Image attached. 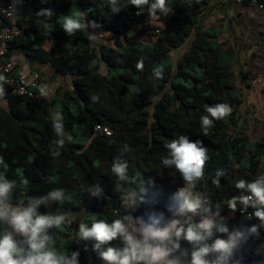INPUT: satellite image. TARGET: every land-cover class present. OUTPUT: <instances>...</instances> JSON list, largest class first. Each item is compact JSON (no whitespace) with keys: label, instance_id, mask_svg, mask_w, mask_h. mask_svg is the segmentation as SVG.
<instances>
[{"label":"trees","instance_id":"16d2710c","mask_svg":"<svg viewBox=\"0 0 264 264\" xmlns=\"http://www.w3.org/2000/svg\"><path fill=\"white\" fill-rule=\"evenodd\" d=\"M11 1L15 0L0 3ZM217 1L166 0L171 11L165 16L156 10L163 30L148 44L134 41L131 32L148 18L149 7L155 0H149L141 9L129 0H118L115 7L119 11H113L109 0H26V7L19 12L20 32L7 43L3 61H11L18 52L29 70L49 66L54 75L69 76L71 83L69 89L56 90L46 101L9 95L7 85L0 81V100L5 102V108L0 105V156L8 165L6 172L0 165V174L15 181L0 200L25 208L30 201L44 198L36 205L38 213L83 212L82 223L89 228L98 220L111 224L126 217L130 234L134 230L130 221L142 228V222L151 223L150 217H154L161 226L173 212L163 206L154 208L147 195L156 196L165 181L180 175L174 167L163 165L162 159L168 153L164 145L186 135L191 140H202L208 148L205 176L190 187V192L200 194L202 199L197 211L203 216L215 214L218 219L213 223L223 224L229 232L237 224L232 215L245 208L237 203L232 211L227 206L232 196L241 194L235 188L231 166L247 171L245 180H254L264 159V134L255 144L238 138L239 107L244 97L233 81L232 59L218 42L220 30L204 26L212 4ZM138 11L142 14L137 15ZM69 16L81 23L94 21L96 26L68 35L62 25ZM98 30L115 35L111 46L93 41L91 33ZM121 32L124 35L120 41ZM189 40L188 51L173 69L170 52ZM47 41L53 43L49 50L44 49ZM141 58L144 69L138 71L136 64ZM102 63L107 66L105 74L101 73ZM14 65L17 71L20 66ZM156 67L163 69V79L154 76ZM93 96L98 100L93 101ZM218 103L228 104L231 114L215 120L204 135L200 117L207 115L205 105ZM56 112L64 117L65 133L73 137L71 142L65 140L63 148L55 143L61 138L52 126ZM96 125L108 127L110 136L94 133ZM54 152H59V156L54 157ZM117 158L128 163L124 180L111 171ZM221 168L226 175L216 186L213 178ZM55 189L65 191L63 203L49 196ZM45 203L50 204L49 209ZM245 209L250 219L240 228L244 236L227 264H260V257L264 256V226L253 215L254 208ZM173 210L176 211L175 206ZM192 214H180L177 227L199 224ZM66 221L67 218L59 228L46 230V248L57 257L71 258L73 252H78L77 264H109L101 253L109 247L122 250L126 246L123 237L104 243L94 238L81 239L79 225L72 231ZM253 225L257 226L256 233L249 232ZM6 231L10 232V227L0 221V236ZM227 234L214 228L212 235L201 243L211 245L218 235ZM24 239L17 243L24 250L21 255L26 257L28 246ZM256 240L261 242L258 247ZM160 244L167 251V264H191L195 247L188 241L173 237ZM214 256L210 252L205 259L209 261Z\"/></svg>","mask_w":264,"mask_h":264},{"label":"clouds","instance_id":"9594fccd","mask_svg":"<svg viewBox=\"0 0 264 264\" xmlns=\"http://www.w3.org/2000/svg\"><path fill=\"white\" fill-rule=\"evenodd\" d=\"M113 5V11H119L115 7L118 0H109ZM132 5L141 9V6L149 4V0H129ZM159 9L165 16L171 11L166 6V0H155L149 7V16L151 18L159 19L156 15V10ZM50 14V11H49ZM142 14L141 11L137 15ZM89 26L95 27L94 21L81 23L79 19L73 17H65L63 22V29L66 34L72 35L81 29H87ZM136 69L143 71L144 58L137 61ZM153 74L157 79H163L164 72L161 67H156ZM5 77L0 75V81H4ZM3 91L0 85V92ZM93 101L98 100V97L93 96ZM205 112L207 115L200 117L203 134L207 135L209 128L214 124L215 120H221L231 114V107L226 103H218L215 105H205ZM64 117L61 113L56 112L52 116V126L58 139L55 143L63 148L65 140L71 142L72 135L66 134L63 124ZM99 127V126H97ZM168 150L167 155L162 159V163L168 167H174L181 175L183 180L188 185L195 187L197 181L205 176V165L209 159L208 148L204 146L202 140H191L186 135H180L164 145ZM53 156H59V152H54ZM0 165H3L5 172L8 165L0 156ZM119 179L127 178L128 163L115 159L111 167ZM226 175V170L221 168L216 170L213 184L219 186L220 178ZM24 183H27L25 180ZM15 181H9L3 178L0 174V197L6 196L9 190L14 187ZM235 188L241 192L240 195L232 196L227 206L232 210H236L237 203L243 205L245 208L252 207L255 209L253 215L264 226V174L259 175L256 179L248 181L239 179L235 183ZM99 190V189H98ZM52 199H58L61 203L65 200V191L63 189H55L49 193ZM44 198L40 200H33L25 208H14L8 205L4 200H0V221H4L12 229L11 232H5L0 236V264H77L78 252H73L71 258L57 257L54 252L48 251L47 241L49 237L46 235V230L55 226L59 228L66 220L63 214L49 215L40 214L37 212L36 205L41 203ZM71 199V197H67ZM171 200L176 208V211L184 215L188 212L195 213L201 207L202 199L197 196L193 198V194L185 188L178 189L172 194ZM116 219L111 224L104 220H98L89 228L87 225L81 223L79 225V236L81 239L94 238L100 243L110 242L117 237H123L125 247L122 250H116L109 247L105 252L101 253L104 260L109 264H160L163 258L167 255V251L159 246H154L152 242L171 241L173 237L176 240L184 239L191 243L195 250L192 252L191 264H210L205 257L210 252L219 253L217 259L212 264H227L232 250L237 246L244 233L236 230L231 233L223 224L216 225L212 220L205 219L199 224H189L187 228L184 226L177 227L178 221H172L170 225L160 228L157 227L159 220L150 217L151 223L143 224L140 229L142 239H135L129 232L125 220ZM221 233H228L227 239L217 238L211 245L202 244L213 233V229ZM13 232L22 235L24 243L28 246L27 255L22 256L24 251L18 246L17 241L13 238ZM249 232L256 233L257 226L253 225ZM200 245V246H198ZM99 245H96L98 247ZM178 247V245H176ZM198 246V247H196Z\"/></svg>","mask_w":264,"mask_h":264},{"label":"rangeland","instance_id":"374dc122","mask_svg":"<svg viewBox=\"0 0 264 264\" xmlns=\"http://www.w3.org/2000/svg\"><path fill=\"white\" fill-rule=\"evenodd\" d=\"M254 1L264 5V0ZM212 7L213 10L210 12V16L205 20L204 26L206 28L220 30L221 35L218 42L221 48L229 54L232 59L231 72L233 81L235 86L241 90L244 97V102L239 107L241 119L238 138L255 144L261 141L264 134V17L259 15L256 11L252 0H218L216 4H212ZM152 27H159V24L153 23ZM160 30L162 31L163 28L160 27ZM123 35L124 32H121L118 40L121 41ZM131 36L134 41H142L148 44L152 43L156 38V36H153L142 27H138L135 31L131 32ZM91 37L96 43L111 46L110 42L106 44L105 38L99 40L93 33H91ZM190 40L181 47L170 52L173 69L176 68L177 62L182 58L183 54L188 51ZM52 47L53 43L50 41H47L44 45V49L46 50ZM12 57L14 63L25 68L23 57L18 52H15ZM38 69L42 72L47 87L53 91L70 88L71 78L69 76H56L49 66H43ZM106 70V64L102 63L101 73L105 74ZM0 105L5 108L4 100H0ZM231 170L235 182L239 179H245L247 176V171L241 170L237 165H232ZM261 174H264V159L261 160L259 170L254 179ZM190 187L191 185L186 184L181 175H176L160 186L156 196L148 194L147 197L154 205V208L163 206L168 212H175L173 210V201L171 200L173 190L185 188L187 191H190ZM45 207L49 209L50 204L45 203ZM65 215L67 218L66 224L72 231H76L77 226L82 223L85 217L83 212L73 213L68 211ZM192 217L195 223H200L205 219H218L215 214H210L208 216L204 213L203 216L199 211L193 213ZM179 218L180 214L177 212L175 213L174 219L167 225H161L160 228L170 225L172 221L179 222ZM236 230L241 231L237 224L229 230V233ZM11 231L12 229L10 228V232ZM261 231L262 234H264L263 228ZM227 236L228 234L224 236L218 235L217 238L227 239ZM13 238L18 241L23 238V236L13 232ZM260 245L261 242L256 240L255 246L258 247ZM214 253V258L209 259L210 264L219 256V253ZM259 262L260 264H264V256L260 257Z\"/></svg>","mask_w":264,"mask_h":264},{"label":"built area","instance_id":"2783aa9c","mask_svg":"<svg viewBox=\"0 0 264 264\" xmlns=\"http://www.w3.org/2000/svg\"><path fill=\"white\" fill-rule=\"evenodd\" d=\"M26 3V0H15L9 3H0V75L5 77V80L2 82L7 85L9 95L25 96L30 98L36 97L50 101L54 96L55 91L47 87L42 76V72L39 69L31 71L25 66V68H23L18 64L20 68L15 71L13 59L7 63L3 61L7 43L17 38L20 32L18 23V19L20 17L19 12L26 7ZM252 3L259 15L264 17V5L254 0H252ZM153 23L159 24V27L153 28ZM141 27L146 31H149L153 36H157L160 32V27H162V23L159 19L148 16V18L143 21ZM93 34L99 40L105 38L106 44L109 42L113 44L115 41V35L108 32L98 30L94 31ZM94 133L109 137L111 130L106 126L96 125L94 127ZM193 196L196 198L197 196H200V194L196 193ZM175 213H177V211L173 212L170 219L163 225H167L172 219H174ZM232 217L237 219V226L238 228H241L248 221V219H250V214L245 208H243L236 215H232ZM129 225L132 229H134L132 236L137 240L142 239L140 231L141 228H138L134 221H130ZM157 227L160 226L157 225ZM152 243L154 246L162 247L159 241H154ZM160 264H167L165 257Z\"/></svg>","mask_w":264,"mask_h":264}]
</instances>
